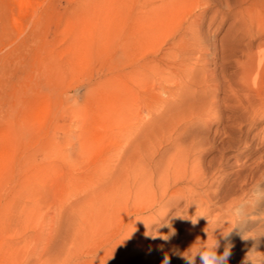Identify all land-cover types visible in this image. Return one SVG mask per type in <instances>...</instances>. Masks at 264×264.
<instances>
[{
  "label": "rangeland",
  "instance_id": "374dc122",
  "mask_svg": "<svg viewBox=\"0 0 264 264\" xmlns=\"http://www.w3.org/2000/svg\"><path fill=\"white\" fill-rule=\"evenodd\" d=\"M262 116L264 0H0V264H186L218 226L241 264L240 232L264 228ZM174 138L201 144L215 204L178 196L148 226L141 175Z\"/></svg>",
  "mask_w": 264,
  "mask_h": 264
},
{
  "label": "bare ground",
  "instance_id": "6f19581e",
  "mask_svg": "<svg viewBox=\"0 0 264 264\" xmlns=\"http://www.w3.org/2000/svg\"><path fill=\"white\" fill-rule=\"evenodd\" d=\"M252 77H255V75L253 76L252 74ZM177 143L175 138L173 140L171 139L170 144L174 146L173 147L174 152L170 153L171 155L168 157L169 161L160 158L159 161L156 162L155 164L156 169L154 172L150 174L142 173L141 175L142 186L144 189L153 187V185L156 184V190L154 195L156 196V199H158L157 203L160 206L158 210V214L152 211L150 214L151 219L144 220V222L146 221L145 224H147L148 226L152 225V222L156 220V216H160L161 219L165 210L167 209V205L173 203L172 201H174V199H176L178 196H180V198L184 197L186 199V207H188L189 209H191V206L193 204V199L198 197L199 203H197L195 199L196 202L195 207L197 212L201 214L202 212L208 211L209 208H211V206L212 205L214 206L215 204L213 200L214 198L211 196L209 190L201 188V184L203 183L204 179L207 177L205 173L206 170L204 171L201 166L203 164H200V161L195 157L197 153L199 152L202 153L203 148L200 147L201 144L198 146L199 143L197 144L196 142L197 145L195 146L193 145V147L189 149L187 148L190 147L189 145L188 146L185 145L186 147L183 146L180 147L177 146L178 145ZM172 145L170 146L172 147ZM203 154L204 153H202L201 155ZM205 180H208V178H206Z\"/></svg>",
  "mask_w": 264,
  "mask_h": 264
},
{
  "label": "clouds",
  "instance_id": "9594fccd",
  "mask_svg": "<svg viewBox=\"0 0 264 264\" xmlns=\"http://www.w3.org/2000/svg\"><path fill=\"white\" fill-rule=\"evenodd\" d=\"M164 217L161 218V221H164ZM161 221L159 225H157L156 223L153 224H156L157 227H160L162 226ZM192 223L195 224L196 219L195 220L192 219ZM164 224L166 223L164 222ZM232 230L226 231L224 228L219 226L214 228L212 230L214 239L211 242L209 241V235L208 232L206 231L207 240L201 241L197 239V241L192 246H190L186 251L182 253H178V255L180 256L181 259H183L186 262V264H197V258H199V264H228L229 257L231 256L232 245L230 243L226 244L223 253L218 254L220 241L217 239L216 234L217 232H219L220 236L225 240H227ZM153 232L155 234L151 235L152 239L160 238L164 241H168L170 239L168 235H160L157 231H153ZM240 234L242 240L244 241L252 240L255 242L253 246L250 249H248V251L246 252L241 264H264V253L258 250L260 239L261 237H264V228L259 230L249 229L248 232L246 233L240 232ZM162 264H170V257L167 253H165L163 256Z\"/></svg>",
  "mask_w": 264,
  "mask_h": 264
}]
</instances>
